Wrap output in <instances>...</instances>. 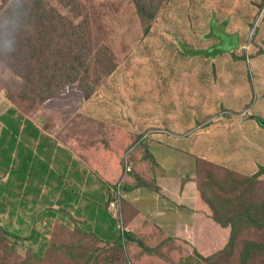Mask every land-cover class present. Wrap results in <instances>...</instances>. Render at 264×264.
<instances>
[{
    "label": "rangeland",
    "instance_id": "1",
    "mask_svg": "<svg viewBox=\"0 0 264 264\" xmlns=\"http://www.w3.org/2000/svg\"><path fill=\"white\" fill-rule=\"evenodd\" d=\"M2 2L0 0V6ZM136 2L137 0H30V5L34 6V14L47 13L37 10L36 7L42 5L63 12L67 19L63 20V30L58 34L63 37L65 50H69L67 44L76 42L73 53L80 57L89 53V57L79 66L80 77L76 84L61 90L44 105L41 101L36 106L29 100L20 101L18 95L25 88V80L8 69L1 57L0 86L6 85L7 89H13L10 95L25 113L34 114L40 110L45 119L43 121L41 118L43 127L51 133L57 128L58 134L59 124L66 123L74 112L82 110L88 100L92 103L88 107L85 105L84 109L96 115L111 118L118 115L130 124L135 133L145 128L142 131L143 137L146 136L142 140L144 149L150 143L147 139L149 136L153 135L155 142L159 140L156 136V133H160L159 127L173 131V135H178L169 143L174 147L178 141L179 152L176 154L165 150V153L159 155V159H166L165 168L160 169L174 171L172 179L176 184L179 182V191L190 189L187 186L192 174H196L197 158L247 174H259L256 180L241 178L237 182H225L227 175L202 165L199 178L210 180L208 173L212 172L218 179L214 190H210L207 183L205 185L210 199L217 200L225 196L233 206L236 205V211H243L244 207H248L251 212L264 217V45L257 43L253 37L260 16L255 22L248 24L250 31L245 33L246 38L243 35L244 39L241 41L237 35H228L224 37L222 44L216 41L208 44L207 39L198 37L205 31L199 24L204 22L212 32L221 30L209 23L207 15L210 11L206 0H154L155 4L160 5V9L145 35V23H140ZM14 3L22 4L23 1L11 0L9 6L4 5V9H11ZM3 15L5 10L0 11V21ZM194 18L201 19L202 22H194ZM56 21L50 26L54 33L59 24V20L57 23ZM181 22L189 24L180 26ZM172 23L174 25H170ZM27 28L32 33L33 43L44 32H51L46 31L41 21H34ZM185 30L187 38L181 36ZM169 39H177L179 42L167 45L165 41ZM175 46L179 53L180 72L184 70L183 75L177 78L179 86L176 89L171 86L172 76L164 74L165 69L171 68L170 58L167 56L175 54L170 52ZM203 49H207L208 56L200 54ZM110 59H113L112 63L109 62ZM113 65L114 71L105 75ZM188 70L194 75L185 76ZM207 71L210 75L203 73ZM33 73L36 74L37 71ZM147 79L151 83L146 87ZM20 86L21 89L17 91ZM82 88L85 92L93 90L95 94L86 99L81 92ZM114 104L119 108L115 109ZM155 117L158 119L155 120ZM5 118L12 119L13 111L8 112ZM50 122L53 126H50ZM111 128L115 132L116 127ZM164 141L163 139L162 143ZM106 142H110L107 137L103 139L101 146L104 147ZM47 146L44 145V148ZM57 152L53 163L57 167L53 168L56 171L53 176L44 172L47 175L41 176L42 178L27 177L22 190L16 185L11 186L12 194L6 193L0 198V207L4 208L0 210V224L23 235H28L32 227L35 229L32 239L15 242L19 259L28 258L24 264H209L199 254L186 251L181 243L174 241L169 242L157 257L153 256L147 262H142L143 253L140 251H132L128 246L120 249L111 244L98 245L93 242L96 237L79 235L73 229L69 216L63 214H76L73 203L75 191L71 187L75 182L74 178L64 177L63 187L55 188L60 183L64 166L72 163L73 155L65 149ZM61 152L63 156L59 154ZM173 159L174 165L169 166ZM92 178L93 175L89 173L87 182H92ZM6 179V176H2L3 185ZM12 181L18 184L20 179L17 177ZM223 186H226V190L222 189ZM110 191L111 194H103L100 204L95 207L98 209L97 213L102 212L103 216L113 221L117 219V215L113 212L108 197H111L110 202L119 201V190ZM124 193V189H120L121 206ZM44 195L52 201H41V196ZM166 196L178 199L177 195L172 197L166 193ZM69 197L72 199L70 202ZM218 204L220 205L219 201ZM50 206L58 210L57 215L43 212ZM222 207L225 219L227 215L236 212L220 205ZM185 214V220H190V214ZM88 219L92 220V225L98 221L91 213H88ZM121 221L124 230L131 229V225H125L123 218ZM63 222L68 223V231L63 229ZM174 232L177 234L180 230H171V233ZM181 232L193 235V230ZM252 243L261 248L251 249L249 264H264V219L255 224L248 219H238L234 244L219 257H215L213 262L242 264L243 253ZM36 252L40 255H35ZM3 255L4 252H1L0 258Z\"/></svg>",
    "mask_w": 264,
    "mask_h": 264
},
{
    "label": "trees",
    "instance_id": "2",
    "mask_svg": "<svg viewBox=\"0 0 264 264\" xmlns=\"http://www.w3.org/2000/svg\"><path fill=\"white\" fill-rule=\"evenodd\" d=\"M10 1L3 0L0 6V11L5 10V15H3V19L0 21V57L8 69L25 80V88L18 95L20 101L29 100L34 106L41 101L42 105H44L57 93H60L61 90L67 89L72 84H76L77 79L80 77L79 66L81 62L83 63L88 59L89 53L81 57L73 53L76 42H72L70 45L67 44L69 50H65L62 42L63 37L58 34L60 30H63V20L67 19L66 16H63V12L60 13L57 10H51L42 5L36 7L37 10L47 13L34 14V6L30 5V0H22V4L14 3L11 9H4V5L8 4L9 6ZM69 1L77 2V0ZM136 7L137 13L140 16V23H145L143 28V34L145 35L149 32L151 23L156 18L160 5L155 4L154 0H137ZM34 18L35 20H33ZM54 20H57L56 23L59 20V24L56 26V33L50 28L55 23ZM34 21H41L46 31H51L49 34H45L44 32V34L40 35L36 43H33L32 33L27 28ZM11 36L15 39L13 40ZM203 51L200 53H205L208 56V51ZM109 62L112 63L113 59H110ZM114 69L115 67L113 65L105 75L111 74ZM34 71H37V73L34 74ZM101 79L102 76L99 77L100 81ZM18 88L17 91L21 89V86ZM12 91L13 89H7L8 99L14 104L16 109L25 113L11 97L10 92ZM81 92H83L86 99L91 98L95 94V91L85 92L83 88ZM5 117H2L3 127L0 129V183L2 176H6L7 179L5 185L0 184V198L6 195V193L12 194L11 186L16 185L19 190H22V184L27 177L39 176V178H42L41 176L46 171L44 161L41 165V170H39L40 168L38 166L34 167L35 170H31L30 161L28 162L27 156H24L22 153L18 158V164L13 166L12 151L14 143L12 142V138L17 139L16 134L19 131V121L17 123L13 118L8 119ZM36 129L35 136L41 138L42 140L40 142H43L46 136L40 133L39 128ZM58 131V134L56 133L57 139L97 169L99 175L103 176L107 181L106 183L112 186L113 189L120 191V189L129 188L128 180L130 176L139 174L136 166V159L138 157L136 154L143 147L142 140L145 139V136L143 137L142 134L138 135L130 144L123 145L122 147L117 146V157L120 158L121 162L120 169L114 171V173H106V170L101 166L102 158L99 156L101 154L99 146L102 145L105 137L111 141L112 138L118 136L114 133V129L111 128L110 124L101 119L92 118L82 112H76ZM107 143L109 142L105 144ZM105 144L104 147L108 148ZM93 151L96 152V156L92 154ZM111 155L115 156V154ZM106 158L112 161L110 157L106 156ZM202 165L217 169V172L227 175L225 182H237L241 178L251 180L259 178V174H247L221 166L209 160L197 158L195 174V181L198 187V202L197 208L195 209L197 232L193 239L172 236L159 227L154 220L146 216L142 217L140 221L135 220V215L140 212L134 205L126 203L123 198L121 206L122 218L126 226L131 225L130 230H123L118 226V216L117 219L111 221L103 216L102 212L97 213L98 209H94V212H96L94 216L98 219L95 225H92L91 220L77 218L73 214H63L69 216L73 229L79 235L90 238L96 237L97 239L93 242L98 245L100 243L106 245L111 244L120 249L128 246L132 251H140V253H143L141 256L142 262H147L150 257H157L169 242L174 241L181 243L186 251L189 250L193 254H199L209 264H216L213 262L214 258L223 254L235 242L238 219H248L255 224L263 220L264 217L259 216L258 213L251 212L248 207H244L243 211H236V205L234 204L233 206L232 202L226 199L225 196H221L217 200L210 199L205 185L207 183L210 190H214L215 181H219L212 172L208 173L210 180L205 181L200 179L199 173H201ZM262 170L264 171V168ZM17 177L21 182L19 181L18 184H15L12 180L17 179ZM148 182L147 180H139L137 183L140 185L147 184ZM222 189L226 190V186H223ZM42 200L52 201L47 195L41 196ZM218 201L220 205L230 208V211L234 209L236 212L227 215L225 219L224 209L223 207L220 208ZM0 210H4V208L1 206ZM43 212L52 215L58 214V210L52 206L46 208ZM67 224V222H63V229L66 231L69 230L66 226ZM34 235L35 229L33 227L28 235H23L7 229L0 224V253L4 252L3 257L0 258V264L27 263L28 258L24 260L19 259L15 242L30 240ZM258 247L260 246L256 243L247 246L242 256V264H249L248 259L252 255L251 249H257ZM35 255L40 254L36 252Z\"/></svg>",
    "mask_w": 264,
    "mask_h": 264
},
{
    "label": "crops",
    "instance_id": "3",
    "mask_svg": "<svg viewBox=\"0 0 264 264\" xmlns=\"http://www.w3.org/2000/svg\"><path fill=\"white\" fill-rule=\"evenodd\" d=\"M206 2L208 3L207 9L210 11V13L207 15L209 17V23L214 24L221 31L212 32L206 28V24L203 22V24H199V27L204 28L205 30L204 34H199L198 37L200 39H207L208 44L210 41H216L217 43L222 44L225 36L237 35L241 41L247 37L246 34L250 31V26L248 24L255 22L257 17L260 16L258 28L253 33V37L257 43L264 45V0H206ZM193 20L194 22H202L201 19L197 18H194ZM188 24L189 22H181L180 26H186ZM170 25H174V23ZM181 36L183 38H187L186 30L181 33ZM178 42L179 41L177 39L173 41L170 39L165 41L167 45H172V43L178 44ZM203 50V52L207 51V49ZM170 52L175 54L172 56H167L170 58L169 62L171 64V68L165 69L164 74L168 73L172 76L171 86L172 88L176 89L179 86L177 78H180L183 75L184 70L183 72H180L178 66L179 53L177 46L174 47V50L170 49ZM200 54L207 56L205 53ZM172 60L174 63H172ZM173 64L174 67H172ZM203 73H208L210 75L209 71ZM184 75L187 76L194 74L188 70ZM195 75L197 74L195 73ZM150 83L151 80L147 79L146 87L149 86ZM90 103L92 102L88 100L85 105L88 107ZM85 105H83L82 110L76 112H82L91 116L92 118L94 117L104 120L111 126L116 127L114 133L118 136L116 138H112L109 143L105 144L109 149L99 146L101 153L99 156L102 158V168L106 170V173H114V171H118L121 166L120 158L117 157V146L122 147L123 145L130 144L138 135L143 133L142 131H144L145 128L135 133L130 128V124L125 122L118 115L116 116L113 114V118L110 116L102 117L90 112L88 109H84ZM114 108L117 109L119 107L114 104ZM10 111H13V119L15 121L19 120V131L16 134L17 139L12 138V142L14 143L12 151L13 166L18 164V158L22 153L24 156H27V161H30L31 170H35V166H38L40 168L39 170H41V165L44 161L46 164V166H44L46 168L45 172H48L47 174H54L56 171L53 168L57 166H54L53 163L57 156V151H63V149H65V151L68 153L70 152V154L73 155V161L72 163H68L69 166H64L63 173L61 174L62 176L60 177L59 181L60 183L56 185L55 188L57 189L63 187L64 177L74 178L75 182L71 187L75 191V200L73 202L76 209L75 217L88 219V213H92V216H94L96 213L94 212V209H97L95 206L100 204L102 196L105 192L107 195L112 193L110 189L113 190V187L106 183L107 181L105 178L99 175L97 169H95L88 161L83 159L79 154L72 151L67 145L57 139V128L53 129V133L46 131L41 121V118L43 121L45 119L42 117L40 110L34 114H25L22 111L16 109L14 104H12V102L7 97L6 85H1L0 122H2V124L0 125V129L3 127L2 117L6 116ZM76 112H74L72 115H74ZM157 119L158 117H155V120ZM176 123H178V121H176ZM150 124L152 126H157V124ZM62 125L63 124H59L60 127ZM50 126H53L52 122H50ZM36 128H39L41 131L40 133L46 136L45 140H43V142L41 141L42 143L40 142L42 139L35 136L37 130ZM159 129L160 133H156V136H158L159 140L155 142L154 136H149L147 138L150 141L148 147L146 149L142 147L137 152L136 155L138 157L136 159V166L139 174L130 176L128 181L130 187L124 189L125 193L123 195V200L126 201V203L134 205L140 212L135 215V220L140 221L142 217L146 216L154 220L155 223L166 233L171 234L172 236L192 239L197 232L195 209L197 208L198 202V187L197 182L195 181V174H192L191 181L187 186V189H190H183L182 191H179V182L176 184L172 179V177L175 175L174 171L172 169H160L165 168L164 165L166 159L160 161L159 155L165 153V150H169L170 152H175L177 154L179 152H177L179 146L178 141L174 147H172V144L169 143L170 141H173V137L178 135L177 133H174L173 135V131H166L160 127ZM163 132L166 133L164 134ZM163 139L165 140V144L164 142L162 143ZM41 145L42 147H40ZM44 145L48 146L44 148ZM53 150L54 152L52 153ZM43 153H45V155H40ZM95 153V151L92 152L94 156H96ZM59 154L63 156V152ZM111 154H115L116 160L115 156ZM106 156L110 157L112 161H109L107 158L105 159ZM174 159L171 160L169 166L174 165ZM66 160L67 159H65V161ZM39 163L41 165H38ZM89 173L93 175L92 182H87V175ZM47 174L44 173L43 175ZM139 180H147L149 182L147 184L139 185L137 183ZM173 188H175V190ZM45 189L46 188H43V190ZM68 190L71 191L70 189H65V191ZM166 193L172 195V197L177 195V198L180 199L181 197V200H174V198L166 196ZM108 198L110 199L111 197ZM68 200L69 202L72 201L71 197H69ZM92 207L95 208L92 209ZM185 213L190 214V220H185ZM174 229L176 231L180 230V232L177 234H175V232L171 233V230ZM192 230L193 235H186V232ZM181 231H184L186 234H183Z\"/></svg>",
    "mask_w": 264,
    "mask_h": 264
},
{
    "label": "built area",
    "instance_id": "4",
    "mask_svg": "<svg viewBox=\"0 0 264 264\" xmlns=\"http://www.w3.org/2000/svg\"><path fill=\"white\" fill-rule=\"evenodd\" d=\"M118 198H119V201H116V200H112L110 202V206L113 210V212L115 213V215L118 216L119 218V223H118V226L123 229V227L121 226V220H122V209H121V204H120V191H118ZM124 230V229H123Z\"/></svg>",
    "mask_w": 264,
    "mask_h": 264
},
{
    "label": "clouds",
    "instance_id": "5",
    "mask_svg": "<svg viewBox=\"0 0 264 264\" xmlns=\"http://www.w3.org/2000/svg\"><path fill=\"white\" fill-rule=\"evenodd\" d=\"M10 36V35H9ZM11 38L14 40L15 38L11 36Z\"/></svg>",
    "mask_w": 264,
    "mask_h": 264
}]
</instances>
